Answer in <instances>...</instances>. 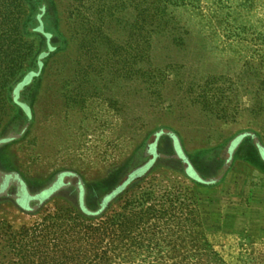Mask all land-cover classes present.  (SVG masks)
Returning <instances> with one entry per match:
<instances>
[{"label": "rangeland", "instance_id": "1", "mask_svg": "<svg viewBox=\"0 0 264 264\" xmlns=\"http://www.w3.org/2000/svg\"><path fill=\"white\" fill-rule=\"evenodd\" d=\"M151 3L161 10V23L152 29L149 58L134 67L139 72L115 89L105 80L99 97L90 93L84 105H69L58 88L74 62L110 70L107 47L114 49L109 57L122 52L137 18L153 13ZM34 9L54 50L19 99L27 108L3 117L0 211L19 215L54 202L97 211L106 190L150 160L146 134L165 129L197 164L199 153L223 147L225 160L231 154L223 170L209 164L203 171L224 180L213 190L195 188L194 219L133 232L89 264H202L211 251L224 264H264L263 239L216 226L221 209L240 225L264 217L262 176L227 151L240 133L264 144V0H40ZM37 46L45 49L44 37ZM165 151L162 158L177 159L173 148Z\"/></svg>", "mask_w": 264, "mask_h": 264}, {"label": "trees", "instance_id": "2", "mask_svg": "<svg viewBox=\"0 0 264 264\" xmlns=\"http://www.w3.org/2000/svg\"><path fill=\"white\" fill-rule=\"evenodd\" d=\"M39 2L0 0V128L3 117L11 109L24 111L27 108L19 99L27 96L30 86L41 78L54 50L49 45L50 36L44 31L42 14L34 9ZM151 5L153 13L138 17L130 27L125 42L119 47L122 52L109 57L114 49L107 47L104 56L112 63L110 70L103 69V65L96 70L88 69L74 62L76 69L69 72L58 88L69 105H84L90 93L99 97L100 91L107 89L101 84L105 80L109 81L107 86L115 89V84L139 72H135L134 67L142 58H149L152 29L161 23V10ZM39 36L46 40L44 50L37 46ZM87 56L90 57L89 52ZM144 73L145 81L153 79L152 71ZM227 145L228 155L234 152L233 161L258 173L264 180V144L247 133H240ZM144 146L150 160L119 175L121 180L116 187L104 192L97 211L82 208L79 212L60 202L35 212L23 210L19 215L0 211V264H89L101 250L125 240L133 232L194 219L199 211L195 188L213 190L224 180V177L216 180L203 170L211 164L222 171L231 154L225 160L223 147L212 149L208 154L203 151L204 155L199 153L202 155L199 164L206 167L201 166L182 151L177 136L165 129L147 133ZM169 147L173 148L177 159L161 157ZM205 154L208 157H204ZM101 181L106 183L110 179ZM210 255L211 261L204 259L201 263L224 264L216 253L211 251Z\"/></svg>", "mask_w": 264, "mask_h": 264}, {"label": "crops", "instance_id": "3", "mask_svg": "<svg viewBox=\"0 0 264 264\" xmlns=\"http://www.w3.org/2000/svg\"><path fill=\"white\" fill-rule=\"evenodd\" d=\"M259 198V197H258ZM250 200V199H248ZM251 200H257L254 195L251 196ZM250 200V201H251ZM218 221H216V226L219 232L224 233V228L233 234H240V233H248L251 237L260 238L264 240V229H261L264 226V217H257L255 219L246 217V223L240 225L235 220L234 216L229 215L226 210L221 209L220 214L218 216ZM209 224L207 221L205 225Z\"/></svg>", "mask_w": 264, "mask_h": 264}]
</instances>
